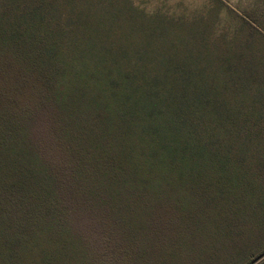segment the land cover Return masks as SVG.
I'll return each mask as SVG.
<instances>
[{
	"label": "trees",
	"instance_id": "obj_1",
	"mask_svg": "<svg viewBox=\"0 0 264 264\" xmlns=\"http://www.w3.org/2000/svg\"><path fill=\"white\" fill-rule=\"evenodd\" d=\"M150 1L0 0V264L264 252V0Z\"/></svg>",
	"mask_w": 264,
	"mask_h": 264
},
{
	"label": "rangeland",
	"instance_id": "obj_2",
	"mask_svg": "<svg viewBox=\"0 0 264 264\" xmlns=\"http://www.w3.org/2000/svg\"><path fill=\"white\" fill-rule=\"evenodd\" d=\"M131 3L135 5H142V7L149 8L151 6L152 2L150 0H129ZM158 2H164L165 0H155ZM230 4H232L235 7H240V5H246L252 3L254 0H228ZM256 2V1H255ZM149 5V6H148ZM258 202L254 204L253 206L250 204L251 202L249 200H238L237 203H239L240 206V214H243V217H246V226H244V229H242L243 235L245 234L246 238L251 237L254 235V230L258 228L259 224L256 223V221L260 219H264V199L257 200ZM190 241V240H189ZM264 243V232H263V238L258 243H248L246 246L247 251H255L260 248V246ZM183 249H198V245H190V243H186L182 245ZM264 258V252L256 259L252 258V261L250 264H256L259 260ZM256 259V260H254ZM241 260V259H240ZM240 260L234 259L230 261L228 264H238Z\"/></svg>",
	"mask_w": 264,
	"mask_h": 264
},
{
	"label": "water",
	"instance_id": "obj_3",
	"mask_svg": "<svg viewBox=\"0 0 264 264\" xmlns=\"http://www.w3.org/2000/svg\"><path fill=\"white\" fill-rule=\"evenodd\" d=\"M259 257V256H258ZM258 257H256V259L258 258ZM256 259H254V260H256ZM251 263V261L249 262V263H247V264H250Z\"/></svg>",
	"mask_w": 264,
	"mask_h": 264
}]
</instances>
